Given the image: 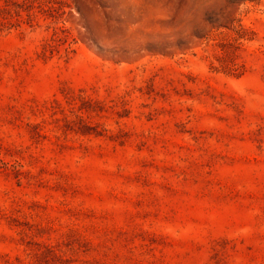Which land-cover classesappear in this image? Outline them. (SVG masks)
<instances>
[{
    "label": "rangeland",
    "instance_id": "obj_1",
    "mask_svg": "<svg viewBox=\"0 0 264 264\" xmlns=\"http://www.w3.org/2000/svg\"><path fill=\"white\" fill-rule=\"evenodd\" d=\"M47 1L0 0V264H264V0Z\"/></svg>",
    "mask_w": 264,
    "mask_h": 264
},
{
    "label": "trees",
    "instance_id": "obj_2",
    "mask_svg": "<svg viewBox=\"0 0 264 264\" xmlns=\"http://www.w3.org/2000/svg\"><path fill=\"white\" fill-rule=\"evenodd\" d=\"M63 1L62 0H48L47 1V9H45L46 11H57L61 6L63 5ZM63 30V29H62Z\"/></svg>",
    "mask_w": 264,
    "mask_h": 264
}]
</instances>
